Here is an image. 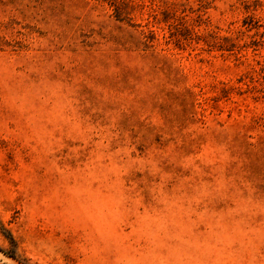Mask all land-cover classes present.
<instances>
[{
	"label": "rangeland",
	"instance_id": "374dc122",
	"mask_svg": "<svg viewBox=\"0 0 264 264\" xmlns=\"http://www.w3.org/2000/svg\"><path fill=\"white\" fill-rule=\"evenodd\" d=\"M0 264H264V0H0Z\"/></svg>",
	"mask_w": 264,
	"mask_h": 264
}]
</instances>
